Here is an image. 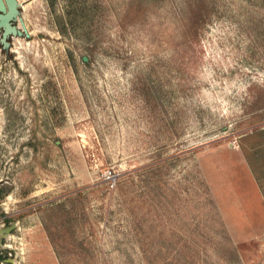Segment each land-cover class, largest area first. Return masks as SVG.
<instances>
[{
    "label": "rangeland",
    "instance_id": "rangeland-1",
    "mask_svg": "<svg viewBox=\"0 0 264 264\" xmlns=\"http://www.w3.org/2000/svg\"><path fill=\"white\" fill-rule=\"evenodd\" d=\"M18 3L0 264H264V0Z\"/></svg>",
    "mask_w": 264,
    "mask_h": 264
},
{
    "label": "water",
    "instance_id": "water-1",
    "mask_svg": "<svg viewBox=\"0 0 264 264\" xmlns=\"http://www.w3.org/2000/svg\"><path fill=\"white\" fill-rule=\"evenodd\" d=\"M30 38L25 23L22 19L20 4L18 0H0V45L2 49L8 50L12 38ZM16 228L13 224L10 227L0 230V235L10 233Z\"/></svg>",
    "mask_w": 264,
    "mask_h": 264
},
{
    "label": "trees",
    "instance_id": "trees-1",
    "mask_svg": "<svg viewBox=\"0 0 264 264\" xmlns=\"http://www.w3.org/2000/svg\"><path fill=\"white\" fill-rule=\"evenodd\" d=\"M0 259H2V258H0Z\"/></svg>",
    "mask_w": 264,
    "mask_h": 264
}]
</instances>
